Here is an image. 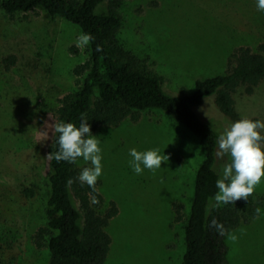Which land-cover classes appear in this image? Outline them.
Returning a JSON list of instances; mask_svg holds the SVG:
<instances>
[{"label": "rangeland", "instance_id": "374dc122", "mask_svg": "<svg viewBox=\"0 0 264 264\" xmlns=\"http://www.w3.org/2000/svg\"><path fill=\"white\" fill-rule=\"evenodd\" d=\"M110 7L122 18L116 42L135 56L138 67L160 75L165 90L174 94L190 93L196 79L224 72L233 49L258 51L264 42V12L257 10L255 0H112L96 11ZM81 33L78 26L39 7L0 13V52L16 55L9 71L0 65V239L23 241L17 264H48V251L37 248L32 235L45 223L51 171L47 154L55 119L51 113L41 117L38 105L46 92L57 101L80 86L78 70L89 59L88 45L76 43ZM233 99L236 115L264 121V79L251 93L239 87ZM196 112L218 134L232 122L219 111L214 96ZM135 115L92 132L103 157L99 191L118 209L107 226L111 243L104 264H181L183 229L203 143L165 111ZM27 146L35 147L31 173L11 171L5 152ZM133 147L157 148L168 159L155 172L135 174L128 165ZM75 165L79 171L90 166L81 158ZM221 167L216 157L218 172ZM27 181L36 196L25 203L21 195ZM255 191L264 193V177ZM176 204L181 205V219H176ZM229 233L237 240L225 238L228 264H264V207Z\"/></svg>", "mask_w": 264, "mask_h": 264}, {"label": "trees", "instance_id": "16d2710c", "mask_svg": "<svg viewBox=\"0 0 264 264\" xmlns=\"http://www.w3.org/2000/svg\"><path fill=\"white\" fill-rule=\"evenodd\" d=\"M104 1L112 0H0V13L13 15L39 7L50 17H62L93 37L88 43L89 59L78 70L82 75L80 86L57 101L50 93L43 94L38 105L39 115L51 113L55 121L72 122L76 126L85 117L91 133L99 126L116 125L148 109H160L182 122L201 139L204 157L194 176L183 229L181 264H228L226 236L231 229L258 215L257 209L264 207V193L254 190L247 200L241 198L233 204L210 206L217 191L215 181L219 178L215 156L218 132L198 116L196 108L214 96L219 111L232 122L244 118L234 111L233 93L239 87L251 93L264 79V42L258 45V51L248 46L233 49L224 72L196 79L190 93L181 90L174 94L165 90L160 75L138 67L135 56L116 42L115 34L122 18L114 7L97 12V6ZM15 63V54L0 52L4 71H9ZM51 140L49 152L54 153L57 151L55 134ZM34 149V146L8 149L7 167L11 171L31 173ZM50 167L45 223L36 228L32 242L48 251V264H104L111 243L107 226L117 213L116 203L100 193L99 181L95 191L82 184L77 179L80 171L75 163L50 159ZM70 178L72 183H68ZM35 196L27 181L21 197L26 203ZM93 196L98 203L91 202ZM180 207L176 204V219L182 218ZM213 218L223 225L225 235L209 227ZM22 242L0 239V264H17Z\"/></svg>", "mask_w": 264, "mask_h": 264}, {"label": "clouds", "instance_id": "9594fccd", "mask_svg": "<svg viewBox=\"0 0 264 264\" xmlns=\"http://www.w3.org/2000/svg\"><path fill=\"white\" fill-rule=\"evenodd\" d=\"M258 11L264 12V0H255ZM93 37L81 33L76 38L79 47L87 46ZM99 50V49H98ZM51 134H55L57 151L49 152L47 157L57 162L76 163L78 158L90 164L83 167L77 179L95 191V184L102 174L103 165L100 141L90 131L85 117H81L79 126L63 120L51 122ZM49 132H45L47 137ZM128 165L135 174L145 169L155 172L161 168V162L168 159L157 148L138 151L135 147L128 150ZM215 156L222 161V167L215 181L217 191L210 201L212 208L224 204H233L237 199H245L254 192L264 177V121L241 118L224 127L216 139ZM68 183H72L71 178ZM93 204L99 201L92 197ZM259 212V209H257ZM219 235H225V229L215 218L209 222ZM228 238L237 240L234 233Z\"/></svg>", "mask_w": 264, "mask_h": 264}]
</instances>
